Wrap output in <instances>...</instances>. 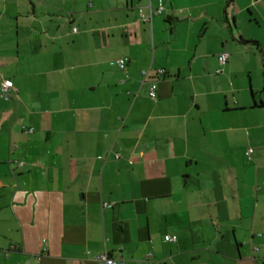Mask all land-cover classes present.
Masks as SVG:
<instances>
[{
  "label": "crops",
  "instance_id": "0c3cea01",
  "mask_svg": "<svg viewBox=\"0 0 264 264\" xmlns=\"http://www.w3.org/2000/svg\"><path fill=\"white\" fill-rule=\"evenodd\" d=\"M160 4L0 0V264H264V0Z\"/></svg>",
  "mask_w": 264,
  "mask_h": 264
},
{
  "label": "built area",
  "instance_id": "2783aa9c",
  "mask_svg": "<svg viewBox=\"0 0 264 264\" xmlns=\"http://www.w3.org/2000/svg\"><path fill=\"white\" fill-rule=\"evenodd\" d=\"M149 10L150 11L148 14H143L142 11H140V19L144 23H147L148 25L152 26L154 17L163 15L165 13V7L162 4H160L156 9H153L152 0H149ZM74 32H77V30L74 29ZM228 59H229V55L227 53H222L219 57L220 65L224 66L228 62ZM113 63L117 65L119 69L125 70L128 61L127 59L120 58L114 61ZM223 72H224L223 68H220L218 70L219 74ZM157 73L159 75H164L165 72L163 69H159ZM144 75L147 76V73H144ZM157 84L158 83L156 81H152L150 85V97L154 101L158 100V85ZM14 90H15V86H14L13 81L10 79H6L2 83L0 96L4 98L5 100H9L14 94ZM252 152H253L252 148H249L247 155L250 156ZM165 240L168 242L169 241L174 242V241H177V238L175 236H166ZM97 259L99 260L100 264H126L125 261L120 260V259H115L107 252L99 254Z\"/></svg>",
  "mask_w": 264,
  "mask_h": 264
},
{
  "label": "trees",
  "instance_id": "16d2710c",
  "mask_svg": "<svg viewBox=\"0 0 264 264\" xmlns=\"http://www.w3.org/2000/svg\"><path fill=\"white\" fill-rule=\"evenodd\" d=\"M255 43V42H254Z\"/></svg>",
  "mask_w": 264,
  "mask_h": 264
}]
</instances>
